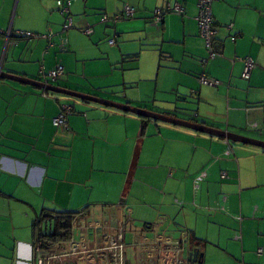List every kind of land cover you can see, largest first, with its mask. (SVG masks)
Instances as JSON below:
<instances>
[{"label":"crops","instance_id":"obj_1","mask_svg":"<svg viewBox=\"0 0 264 264\" xmlns=\"http://www.w3.org/2000/svg\"><path fill=\"white\" fill-rule=\"evenodd\" d=\"M57 1L0 0V71L46 84L61 66L46 85L264 142V0L213 4L214 57L200 36L199 0H169L184 15L160 25L154 12L166 0H68L66 32ZM125 6L135 16L115 21ZM246 59L255 63L248 79ZM203 75L220 85H202ZM58 95L0 79V264H39L34 226L44 212L75 214L80 249L116 238L129 215L126 264H170L163 245L179 240L187 264H264V149ZM62 105L73 108L66 129L53 125Z\"/></svg>","mask_w":264,"mask_h":264},{"label":"built area","instance_id":"obj_2","mask_svg":"<svg viewBox=\"0 0 264 264\" xmlns=\"http://www.w3.org/2000/svg\"><path fill=\"white\" fill-rule=\"evenodd\" d=\"M217 0H199L198 9L199 14L197 17V22L199 26L200 36L204 39L207 51L210 57H214L215 53L213 50L214 38L216 36L215 29V19L213 16V4ZM58 11L65 16L66 21L63 27V31H69L73 28V19L70 15V6L71 1H63L58 0L56 2ZM169 13H176L178 15H184V8L176 4L173 6L169 0H166L164 8H158L154 12V20L155 25H160L164 16ZM136 10L132 7L125 6L122 16H116L114 18L115 21L120 20L122 18L131 19L135 16ZM110 18L107 15L102 16L101 22L106 23L109 22ZM229 31H234L233 25L227 27ZM84 33L87 35L92 34V30L90 28L85 29ZM10 36V35H9ZM17 36L26 37V38H35L39 37L36 34L32 33H18ZM42 37V36H41ZM44 38L47 39L49 46H52V40L54 37V33L50 32L48 35H44ZM233 42L236 41V36L231 39ZM111 44H115V41L112 40ZM68 41L67 39L61 40L60 47L63 49H67ZM245 70L243 73V78L248 79L250 77V72L254 68L255 63L252 59H246L245 61ZM64 75V69L61 66H57L54 70L50 71L46 77L50 81H56L58 78ZM47 80V81H48ZM46 81V84L48 83ZM200 83L204 86L209 87H217L220 85L219 81L211 80L206 76H201L199 79ZM73 108L69 105L61 106V113L53 120L54 127L58 129H66L67 128V116L71 114ZM230 152L228 151L227 154ZM207 173L202 172L198 178L194 181V190L195 192L200 189V181L206 179ZM227 176L223 173L222 178L225 179ZM238 221H242V218L238 217ZM131 223V219L129 215L125 216V221L123 227L119 230V235L116 238L111 237L109 234L104 235V239H102L101 244L87 249H80L76 243V241H71L70 247L68 250H65L62 254H48L42 255L39 264H44L45 261H54V260H66L71 261L77 258H82L86 261H95L96 264H126L125 263V241H124V229L125 227ZM152 228L148 225L147 229ZM240 235L235 237L236 240H240ZM183 241H176L171 243H164L162 248V253L167 257H170V264H187L188 262L182 257L183 251ZM165 258V257H164Z\"/></svg>","mask_w":264,"mask_h":264},{"label":"water","instance_id":"obj_3","mask_svg":"<svg viewBox=\"0 0 264 264\" xmlns=\"http://www.w3.org/2000/svg\"><path fill=\"white\" fill-rule=\"evenodd\" d=\"M0 79L9 80V81L17 82V83H22V84L29 85L32 87L43 88V89H45L49 92L55 93V94H60V95L76 98V99H79L82 101L91 102V103H95V104H99V105H104L106 107L119 109V110H122V111H125L128 113H133V114H136V115L143 117V118L153 119L156 121H161V122L169 123V124L176 125V126L189 128V129L195 130V131L200 132V133L225 138V139L232 141V142H238V143H242L245 145L255 146V147H259V148L264 149V142H261V141L241 137V136L234 135L231 133L217 131V130L210 129V128H207V127L202 126V125H196V124H192L189 122L173 119L170 117L157 115V114H154V113L142 110V109L118 105V104L111 103V102L103 100V99H98L95 97L82 95V94H79L76 92H71L68 90L60 89V88L55 87V86L46 85V84L31 81V80H28L25 78L10 75V74L2 72V71H0ZM198 256H199V252L197 250H195L189 254V260L197 261Z\"/></svg>","mask_w":264,"mask_h":264},{"label":"trees","instance_id":"obj_4","mask_svg":"<svg viewBox=\"0 0 264 264\" xmlns=\"http://www.w3.org/2000/svg\"><path fill=\"white\" fill-rule=\"evenodd\" d=\"M74 219L75 214H63L56 218L47 212L41 215L34 230L35 244L39 245L42 255L50 254L51 246L64 245L71 241Z\"/></svg>","mask_w":264,"mask_h":264},{"label":"rangeland","instance_id":"obj_5","mask_svg":"<svg viewBox=\"0 0 264 264\" xmlns=\"http://www.w3.org/2000/svg\"><path fill=\"white\" fill-rule=\"evenodd\" d=\"M58 96H60L61 97V95H58ZM62 97H65V96H62ZM66 98H68V97H66ZM71 99V98H70ZM126 257L128 258V254H126Z\"/></svg>","mask_w":264,"mask_h":264}]
</instances>
